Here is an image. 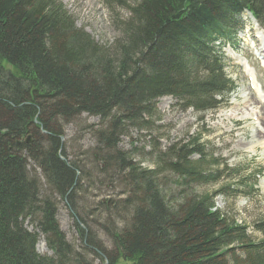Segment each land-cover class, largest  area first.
Segmentation results:
<instances>
[{"label":"trees","instance_id":"trees-1","mask_svg":"<svg viewBox=\"0 0 264 264\" xmlns=\"http://www.w3.org/2000/svg\"><path fill=\"white\" fill-rule=\"evenodd\" d=\"M244 10L264 27V0H139L120 36L102 46L59 0H0V264H264V243L216 206L229 187L195 192L222 179L204 171L200 137L157 150L153 169L119 148L130 130L160 120L161 98L199 114L227 104L235 84L219 51ZM82 115L99 119L90 158L123 188L117 220L98 224L80 212L85 167L70 161L64 137ZM58 200L75 219L78 247L60 228ZM40 237L52 256L37 252Z\"/></svg>","mask_w":264,"mask_h":264},{"label":"rangeland","instance_id":"rangeland-1","mask_svg":"<svg viewBox=\"0 0 264 264\" xmlns=\"http://www.w3.org/2000/svg\"><path fill=\"white\" fill-rule=\"evenodd\" d=\"M59 1L73 17L78 29H83L99 45L108 46L120 36L119 22L130 18V9L139 0ZM245 20L249 26L247 24L246 32L238 35L241 44L238 50H233L230 46L225 49L228 64L224 71L227 78L236 85V90L230 95L228 104L217 111L199 114L193 109L184 110L172 97L161 98L157 101L160 120L156 121L150 130L140 132L130 130L129 135L121 138L119 148L133 154L134 160L143 168L153 169L157 150L164 152L173 144L200 137L207 155L204 171L213 175L219 173L222 179L218 183L198 185L194 187L195 192L215 193L224 187H229L226 195L216 198L217 208L231 220L245 226L251 242L259 244L264 243V232L257 228V225L264 223V145L257 146L254 151L250 150V146L255 139L261 142L264 140V103L257 93H252L251 82L248 81L249 75L244 72L246 70L248 73L249 69L247 71L240 59L247 60L249 65L251 63L252 70V67L255 68L254 85L262 87L263 92L264 67L255 53L254 47L258 43L250 20L246 18ZM251 46L254 57L263 69L253 58ZM236 56L244 70L239 66ZM241 92L249 95L250 101L247 104L241 103L242 98L239 97ZM247 109L250 116L244 117L243 113ZM98 124V118L82 115L79 120L66 126L64 144L70 161L85 167L86 173L77 194L80 212L85 215L83 218L86 220L99 224L108 218V214L112 220H117V211L112 208L124 196L121 195L123 188L120 182L115 177L113 180L109 178L110 174H103L90 158L91 152L97 145L92 127L95 128ZM212 160L218 163L214 164ZM28 172L30 177L39 180L42 187L41 196H48L49 192L38 167L30 162ZM106 201L111 207L109 211H105L102 207V203ZM58 202L57 220L60 228L67 241L78 247L80 242L75 219L66 204L60 200ZM93 229L107 248H110L105 233L100 228ZM43 241L44 239L40 237L37 244L38 252L41 250L39 254L52 256L47 248L44 251L40 246ZM40 247L42 248L39 249ZM237 253L242 254L239 250ZM95 264L101 263L96 261Z\"/></svg>","mask_w":264,"mask_h":264},{"label":"bare ground","instance_id":"bare-ground-1","mask_svg":"<svg viewBox=\"0 0 264 264\" xmlns=\"http://www.w3.org/2000/svg\"><path fill=\"white\" fill-rule=\"evenodd\" d=\"M255 39H257V43L258 45H255V50H256V56L258 57V59L261 61L262 66L264 67V32H255ZM241 64L244 65V67L247 69H249L248 73H252L253 70L251 69L249 63L247 62V60L245 59H240ZM246 71V70H245ZM259 92V91H258ZM249 95H247L246 92H241L239 94V97L242 98L241 103L242 104H247L250 99L248 98ZM261 100L264 102V96L261 97ZM244 117L250 116L249 110L247 109L246 112L243 113ZM255 117V115H253ZM259 145H264V140L261 142L259 139L253 142H251V146H250V150L254 151L255 148ZM40 246H42L44 248V251H46V245L45 242H41ZM42 247H40L39 249H41ZM41 252V250L39 251Z\"/></svg>","mask_w":264,"mask_h":264},{"label":"water","instance_id":"water-1","mask_svg":"<svg viewBox=\"0 0 264 264\" xmlns=\"http://www.w3.org/2000/svg\"><path fill=\"white\" fill-rule=\"evenodd\" d=\"M31 142V138L28 137L27 140H26V143L29 144Z\"/></svg>","mask_w":264,"mask_h":264}]
</instances>
